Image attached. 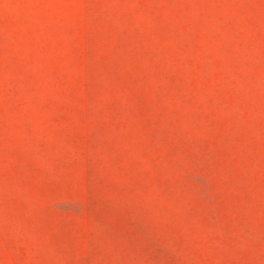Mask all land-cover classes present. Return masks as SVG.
Returning <instances> with one entry per match:
<instances>
[{
	"label": "rangeland",
	"instance_id": "rangeland-1",
	"mask_svg": "<svg viewBox=\"0 0 264 264\" xmlns=\"http://www.w3.org/2000/svg\"><path fill=\"white\" fill-rule=\"evenodd\" d=\"M0 264H264V0H0Z\"/></svg>",
	"mask_w": 264,
	"mask_h": 264
},
{
	"label": "clouds",
	"instance_id": "clouds-1",
	"mask_svg": "<svg viewBox=\"0 0 264 264\" xmlns=\"http://www.w3.org/2000/svg\"><path fill=\"white\" fill-rule=\"evenodd\" d=\"M12 7H13V5H9V4H5V5H4V8H5V9H10V8H12Z\"/></svg>",
	"mask_w": 264,
	"mask_h": 264
}]
</instances>
